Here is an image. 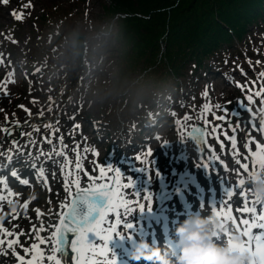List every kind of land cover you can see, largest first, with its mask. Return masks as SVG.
<instances>
[{
  "label": "snow or ice",
  "instance_id": "1",
  "mask_svg": "<svg viewBox=\"0 0 264 264\" xmlns=\"http://www.w3.org/2000/svg\"><path fill=\"white\" fill-rule=\"evenodd\" d=\"M3 3L7 4L8 0H2ZM26 7H31V4L26 5ZM14 19L18 21L23 20V13H11ZM0 63H3L2 54H0ZM227 63V59H225ZM251 63V62H250ZM39 71V69H37ZM11 75V73L9 74ZM258 81L251 82L252 87L248 88L244 85L237 84V87L247 92L246 100L249 104L254 102L255 98H264V85L259 89H255V85L264 81V72L258 74ZM5 96H7L6 88L3 89ZM204 95L207 97L208 93L205 91ZM239 102V101H238ZM35 103V101H33ZM244 108V104L239 102ZM21 107H23L21 105ZM215 109L224 111L225 115L215 116L216 120L221 122H227L229 124L234 123L236 118V113L231 111V116L233 120H228V106L224 105H215ZM249 112L248 120L245 121L246 127L250 126L253 129L259 127V129L264 132V108L259 109L260 112V121L259 125L255 123H250L255 120V115L251 112L250 108H245ZM210 106L205 105L204 111H209ZM27 112L28 110L25 109ZM30 114V113H29ZM42 115V113H41ZM174 115V113H172ZM75 117H69V119H74ZM157 117L153 124H156L158 121ZM7 119V118H6ZM190 119L189 116H185L184 120ZM178 126L180 122L177 121ZM15 127H20L17 122ZM51 127V125H48ZM76 130H79L80 126L77 124L74 126ZM236 129L234 128L233 131ZM0 131H3L6 134V138L11 136L13 129L9 127L0 126ZM38 131V129H37ZM217 127L214 125L212 127V132L215 133ZM31 137V133L28 134ZM188 136L192 138L200 152V163L199 165L209 168L210 164L208 161L215 162V165L222 167L223 170H226V166H223V162L218 160V157L212 155L214 151L209 146L206 145L205 141L207 139L205 134V128L203 125L200 127H195L191 132L188 133ZM157 139L159 137H156ZM218 138V137H217ZM232 148L234 155L238 156V150L236 149V140L235 136L231 137ZM15 143V141H13ZM51 143V140L47 141ZM34 143V142H33ZM253 141L251 138L246 141L245 149L247 150L244 159L247 161L241 163L239 159L236 160V163L239 165L242 172H238L237 175L247 174L249 178L258 179L259 174L264 172V144L258 142L255 143L254 149L250 147ZM166 144V143H165ZM19 147V146H18ZM207 153V155H205ZM61 152H56L55 155H62ZM151 149H146L143 154V159L145 162L149 161L151 158ZM3 153L0 152V156ZM31 155V154H29ZM51 155V154H49ZM136 160H141V156L135 157ZM9 164L12 163V157H8ZM28 165H26L27 167ZM36 165L33 162L31 164V169L35 170ZM77 171L81 170L80 160L77 159L76 163ZM138 170L147 172L148 169L145 167L139 168ZM105 169L101 168L99 170V175L95 178L88 176L89 184L87 186H81L79 178L74 180L72 184L65 182L64 188L67 193L68 200L65 203L60 205L59 213H56L59 217L58 223L52 225L54 229L51 231L50 237L47 241L39 235L36 236V240L40 244L50 243L51 253L50 255H45L44 251L39 250L37 244H32L30 248H24L23 251L25 254H30L31 258L26 259L25 256L19 255L15 251V245L19 243V235L14 231H9L0 225V255L6 256L8 250L11 249L13 255L16 256L18 264H67L68 260L71 259L72 264H117V258L115 253L112 252V249L109 247V241L112 240V233L117 232V227L121 225V212L120 209H124V215L127 216L131 211L130 204L133 202L128 201L124 198V189L129 187H135L134 184L129 182L128 184H120L117 180V173L119 169H113L111 165L108 166L107 171L110 173V176L105 175ZM159 175V173H156ZM12 177L17 178L22 185H28V179H19V174L17 171L13 170L11 172ZM43 176V169L41 168L38 173V178ZM221 177V176H220ZM46 182V179H45ZM222 185L225 186L224 191L228 197L233 195V192L236 189L240 190V195L244 197V207L237 209L241 212L242 218L239 223L236 222L235 217L231 213V208L228 204L223 203L221 199L214 201L212 206V211L215 212L217 216H222L226 221H231L234 225V229L230 231L224 224H220V229L213 234V238L218 242L224 240L228 243L230 248L239 249L241 251H246L251 255L249 264H264V213L257 214L256 204H260L262 199L256 197L252 202L253 206H248L246 193L243 191V186L245 180L243 178L239 179L238 182L233 186L229 185L225 179L221 178ZM0 185H3L4 188H7L6 179L0 177ZM74 185L75 191H71V187ZM2 191V190H0ZM9 194H11L9 190ZM136 196L139 197L140 192L136 191ZM145 200L149 201V207L151 206V196L146 195ZM5 196L0 194V201L4 200ZM11 203V201H9ZM135 203H138L136 201ZM223 203V207L217 211L216 206ZM27 207V202L25 204ZM140 209H143V204H140ZM38 216H42L43 213L39 209L36 210ZM110 214H114L115 221L110 220ZM244 214H250L252 220L250 221L247 218H243ZM243 225V228H241ZM43 223L41 224L40 231L44 230ZM123 227L128 230L133 227L132 223H123ZM253 229L259 230L258 232H253ZM35 231V229H33ZM233 231L239 232L243 237H246L244 240L235 239L233 236ZM117 235H120L117 232ZM14 237V239H10ZM109 252H111L112 259H109Z\"/></svg>",
  "mask_w": 264,
  "mask_h": 264
},
{
  "label": "rangeland",
  "instance_id": "2",
  "mask_svg": "<svg viewBox=\"0 0 264 264\" xmlns=\"http://www.w3.org/2000/svg\"><path fill=\"white\" fill-rule=\"evenodd\" d=\"M65 1L66 0H63V2ZM173 1L174 0H169L164 3H161V0H155L154 3H151L150 6H148V8L146 9L152 10V14L156 19H158L162 23H166L170 18L174 17L175 15H180L181 13H177V11L181 10V7L187 2V0H176V2L171 5ZM90 3H91L90 4L91 12L89 17H87L86 12L82 13L81 10L76 11V9H74L72 10V12L76 11V13L75 15H73V17L71 16V13L68 14V17L70 15L69 21L74 22V20H79L80 24L83 25V27L87 26L85 22H90L89 24L93 27V31L89 38L100 37L102 39L103 35L100 34V32L105 31L104 41L106 45L109 47V51L107 52H109L108 54L110 58H113L112 63L114 64V66L116 67L123 66V68H127L130 64H135L134 66L135 74L129 77V80H126V85L128 86L130 82H131L130 86L133 85V82L137 84L141 83L140 77L147 69L146 66H148V73H149L151 66H153L154 63H153V58L150 59L151 57V54L149 52L150 47L149 46L145 47L148 44L147 40H144L143 42L141 41L139 42L140 38L136 37L135 32H137L138 34L140 32L141 35L145 34L147 37L152 36L155 33V36L158 37L160 31L163 32L161 26L160 25L152 26L150 29H145V28L142 29L140 26H137L136 28L131 25L123 26L121 24L123 18L117 20V18L114 15L116 12H122V11L119 10V11L108 12L105 10V8L110 4V0H90ZM130 4L134 9H136V11H138L137 8L139 6L142 7V0H131ZM53 10L54 9L52 8L51 12ZM51 12L49 14V17L51 16ZM181 12H183V10H181ZM137 15H143V14L137 13ZM45 32L46 30H43L41 33H45ZM119 32L121 33V35L127 34V41L125 42L122 41ZM159 40L161 42L163 41L162 38H160ZM97 41L98 40H96L95 38L94 42ZM179 44H182V42H179ZM159 46L160 44L158 43L157 52H159V49L161 50ZM154 50H156V48ZM188 63L189 62H186L183 65H181L182 64L181 62L178 65V70H177L178 74H176L177 77H172L173 80L175 78L179 80L180 75L184 74L185 72H188L187 69ZM166 84H168V82ZM47 97L51 98V96H43V100H46ZM58 107H59V101H56L55 103L43 102L41 113L43 116H49L51 113L54 114L55 112H57Z\"/></svg>",
  "mask_w": 264,
  "mask_h": 264
},
{
  "label": "clouds",
  "instance_id": "3",
  "mask_svg": "<svg viewBox=\"0 0 264 264\" xmlns=\"http://www.w3.org/2000/svg\"><path fill=\"white\" fill-rule=\"evenodd\" d=\"M249 185L252 194L264 200V172L258 179L249 178ZM219 229L215 215L194 214L176 228L179 253L175 258L147 239H139L132 245L130 259L137 264L142 259L148 264H249L248 252L230 248L226 241L213 238Z\"/></svg>",
  "mask_w": 264,
  "mask_h": 264
},
{
  "label": "trees",
  "instance_id": "4",
  "mask_svg": "<svg viewBox=\"0 0 264 264\" xmlns=\"http://www.w3.org/2000/svg\"><path fill=\"white\" fill-rule=\"evenodd\" d=\"M155 0H142V7L148 8L151 3H154ZM169 0H161V3H164ZM261 0H244L242 7L236 11L235 15H240L241 18L250 14L253 10L256 9L258 5H260ZM119 4H130L131 0H117ZM176 0H174L172 4H174ZM198 2V3H195ZM217 3L221 6L227 7L230 4V0H217ZM215 2L214 0H187V2L181 7V10H178L177 13H181L180 15H175L174 17L168 20L167 29L169 31V39L170 41H176L179 37H184L186 35H191L193 40L203 41V37H210L213 40L217 39L218 34H224V28L220 25L215 26L214 29L211 26L209 21L210 15L214 11ZM193 13L191 20L185 19L181 22H178L180 18L185 17L186 12ZM161 22L156 19L154 16L151 17V20L146 25L149 29L153 25L154 22ZM181 23H184L188 29L181 30ZM165 26V24H163ZM211 30H217V33H211Z\"/></svg>",
  "mask_w": 264,
  "mask_h": 264
},
{
  "label": "bare ground",
  "instance_id": "5",
  "mask_svg": "<svg viewBox=\"0 0 264 264\" xmlns=\"http://www.w3.org/2000/svg\"><path fill=\"white\" fill-rule=\"evenodd\" d=\"M4 9H6V8L4 7ZM171 195H172V197H171V199L167 202L168 204H171V203H175V202H177L176 193H173V194L169 193V196H171ZM164 204H166V201L164 202ZM27 207H28V204H27ZM27 207H25V204H23V210H24L25 208H27ZM253 230H255V229H253ZM167 236L169 237V233H168V232H167ZM178 247H179V246H178ZM23 256H25L26 259L31 258V257H30V254H25V253H23Z\"/></svg>",
  "mask_w": 264,
  "mask_h": 264
}]
</instances>
